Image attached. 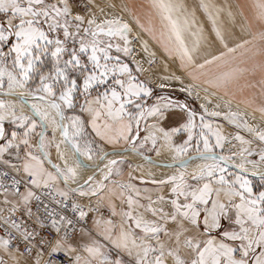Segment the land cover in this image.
Listing matches in <instances>:
<instances>
[{"label":"snow or ice","instance_id":"6c2138e0","mask_svg":"<svg viewBox=\"0 0 264 264\" xmlns=\"http://www.w3.org/2000/svg\"><path fill=\"white\" fill-rule=\"evenodd\" d=\"M0 264H264V0H0Z\"/></svg>","mask_w":264,"mask_h":264}]
</instances>
